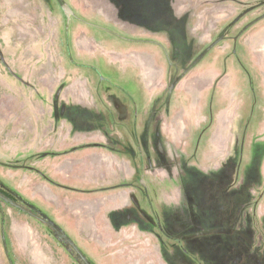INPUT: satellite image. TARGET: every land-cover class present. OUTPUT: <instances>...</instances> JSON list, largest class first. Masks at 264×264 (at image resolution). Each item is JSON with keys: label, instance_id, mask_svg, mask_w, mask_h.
<instances>
[{"label": "rangeland", "instance_id": "rangeland-1", "mask_svg": "<svg viewBox=\"0 0 264 264\" xmlns=\"http://www.w3.org/2000/svg\"><path fill=\"white\" fill-rule=\"evenodd\" d=\"M2 190L0 264H264V0H0Z\"/></svg>", "mask_w": 264, "mask_h": 264}, {"label": "trees", "instance_id": "trees-1", "mask_svg": "<svg viewBox=\"0 0 264 264\" xmlns=\"http://www.w3.org/2000/svg\"><path fill=\"white\" fill-rule=\"evenodd\" d=\"M2 192L3 193H0L3 197H5L6 199H8L10 202H16V201H14V199L12 198V197H10L11 195H10V193L8 194L7 193V191H5V190H2ZM21 211H24L25 213H27L28 214V212L27 211H25V210H23V209H20ZM47 226H49V228H51V229H56V226L55 225H52L51 223H48L47 224ZM73 244V247L75 248V251H77L78 252V254H79V256H80V254H83L82 252H81V250H79V248L76 246V245H74V243H72ZM82 260V259H81ZM83 262H84V264H87V263H85V261H84V259L82 260Z\"/></svg>", "mask_w": 264, "mask_h": 264}]
</instances>
